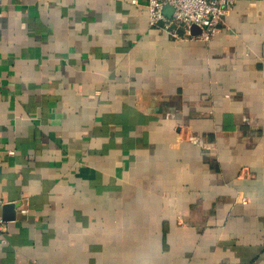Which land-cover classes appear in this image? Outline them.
<instances>
[{
    "label": "crops",
    "instance_id": "0c3cea01",
    "mask_svg": "<svg viewBox=\"0 0 264 264\" xmlns=\"http://www.w3.org/2000/svg\"><path fill=\"white\" fill-rule=\"evenodd\" d=\"M145 2L0 0V264H264V0Z\"/></svg>",
    "mask_w": 264,
    "mask_h": 264
},
{
    "label": "built area",
    "instance_id": "2783aa9c",
    "mask_svg": "<svg viewBox=\"0 0 264 264\" xmlns=\"http://www.w3.org/2000/svg\"><path fill=\"white\" fill-rule=\"evenodd\" d=\"M235 0H146L148 20L153 26L180 37V31L187 37L204 41L210 40L220 30L223 17L233 7ZM171 8L169 14L164 12ZM195 25L199 32L192 34L190 26ZM9 154L13 150H8ZM4 202L0 198V206ZM26 212V209H21ZM7 220L0 216V233L5 230Z\"/></svg>",
    "mask_w": 264,
    "mask_h": 264
},
{
    "label": "water",
    "instance_id": "95a60500",
    "mask_svg": "<svg viewBox=\"0 0 264 264\" xmlns=\"http://www.w3.org/2000/svg\"><path fill=\"white\" fill-rule=\"evenodd\" d=\"M164 12L169 14L171 12V8L166 7L164 9ZM190 32L192 34H196L199 32V29L195 25L190 26ZM14 204L13 203H5L2 206H0V216L2 217L3 220H11L15 216V211H14Z\"/></svg>",
    "mask_w": 264,
    "mask_h": 264
}]
</instances>
